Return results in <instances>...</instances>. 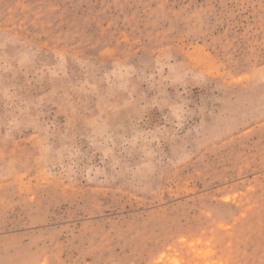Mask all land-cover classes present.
Segmentation results:
<instances>
[{
  "label": "rangeland",
  "instance_id": "rangeland-1",
  "mask_svg": "<svg viewBox=\"0 0 264 264\" xmlns=\"http://www.w3.org/2000/svg\"><path fill=\"white\" fill-rule=\"evenodd\" d=\"M0 264H264V0H0Z\"/></svg>",
  "mask_w": 264,
  "mask_h": 264
}]
</instances>
